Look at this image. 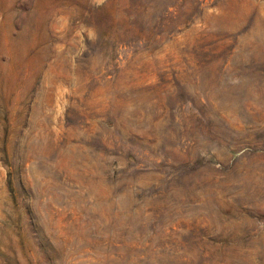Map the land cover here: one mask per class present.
Wrapping results in <instances>:
<instances>
[{"label":"rangeland","instance_id":"1","mask_svg":"<svg viewBox=\"0 0 264 264\" xmlns=\"http://www.w3.org/2000/svg\"><path fill=\"white\" fill-rule=\"evenodd\" d=\"M0 264H264V0H0Z\"/></svg>","mask_w":264,"mask_h":264}]
</instances>
